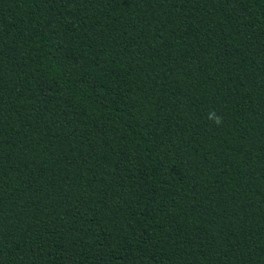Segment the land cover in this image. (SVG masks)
<instances>
[{
    "label": "trees",
    "instance_id": "trees-1",
    "mask_svg": "<svg viewBox=\"0 0 264 264\" xmlns=\"http://www.w3.org/2000/svg\"><path fill=\"white\" fill-rule=\"evenodd\" d=\"M0 264H264V0H0Z\"/></svg>",
    "mask_w": 264,
    "mask_h": 264
},
{
    "label": "clouds",
    "instance_id": "clouds-1",
    "mask_svg": "<svg viewBox=\"0 0 264 264\" xmlns=\"http://www.w3.org/2000/svg\"><path fill=\"white\" fill-rule=\"evenodd\" d=\"M209 119L219 126L222 123V117L217 116L214 112L210 114Z\"/></svg>",
    "mask_w": 264,
    "mask_h": 264
}]
</instances>
